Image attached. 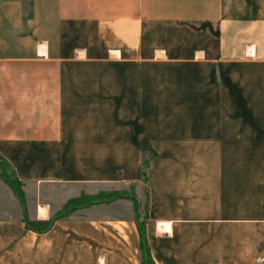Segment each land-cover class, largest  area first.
<instances>
[{"label":"crops","instance_id":"1","mask_svg":"<svg viewBox=\"0 0 264 264\" xmlns=\"http://www.w3.org/2000/svg\"><path fill=\"white\" fill-rule=\"evenodd\" d=\"M0 157V264H139L143 186L153 264H264V0H0Z\"/></svg>","mask_w":264,"mask_h":264},{"label":"trees","instance_id":"2","mask_svg":"<svg viewBox=\"0 0 264 264\" xmlns=\"http://www.w3.org/2000/svg\"><path fill=\"white\" fill-rule=\"evenodd\" d=\"M0 160L4 163V165L9 169V167L7 166V164L1 159ZM10 170V169H9ZM10 172L12 173V171L10 170ZM142 176L143 179L146 180V163L143 162V167H142ZM13 176V180L7 179L5 176L0 175V177H2L16 192V194L18 195V197L20 198V200L23 202L24 198H23V191L21 188L22 183L20 181H18L14 174L12 173ZM16 184H19V187H16ZM124 196V192L123 191H110L107 193L104 192H100L98 194L95 195H86V194H82L79 195L75 198H72L70 200H68L64 206L62 211L60 212V216L63 214H66L67 212L71 211L72 209H75L77 207L80 206H84V205H88L94 202H98V201H102V200H106V199H112V198H117V197H122ZM81 197H83L84 199H87L85 202H81V203H76L74 205H72L71 207H66L69 203L76 201L78 199H80ZM58 215V216H59ZM145 217V216H144ZM143 219H138L137 215H136V224H137V230H138V234H139V251H140V261L139 264H153L149 253H148V249L147 246L144 242V238H143V231H142V225H143ZM55 219V217H52L48 220H38V219H30L28 217H25V222L28 228L34 230V231H38V232H42L45 231L47 229L50 228L53 220Z\"/></svg>","mask_w":264,"mask_h":264},{"label":"rangeland","instance_id":"3","mask_svg":"<svg viewBox=\"0 0 264 264\" xmlns=\"http://www.w3.org/2000/svg\"><path fill=\"white\" fill-rule=\"evenodd\" d=\"M0 175L5 176L7 179L13 180V176L12 173L10 172V170L4 165V163L0 160ZM3 185H6L5 182ZM4 190L7 193V196L12 197L11 195H13V191L7 186H4ZM16 187H19V184H16ZM22 188V185H21ZM23 191V198L26 199V193L25 190L22 188ZM12 193V194H10ZM75 198V197H74ZM137 202L135 204V210L138 212L137 214V218L138 219H143L144 217V211H145V195H144V186L141 188V193L137 195ZM87 199H84L83 197H81L80 199L73 201L71 203H69L66 207H71L72 205L76 204V203H81V202H85ZM125 206L128 208L131 205V200L129 199H124Z\"/></svg>","mask_w":264,"mask_h":264}]
</instances>
